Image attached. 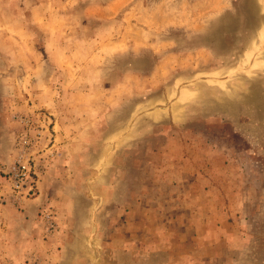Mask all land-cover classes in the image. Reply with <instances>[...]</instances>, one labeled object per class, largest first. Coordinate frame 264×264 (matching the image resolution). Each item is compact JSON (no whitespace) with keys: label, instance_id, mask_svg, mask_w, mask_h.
<instances>
[{"label":"rangeland","instance_id":"obj_1","mask_svg":"<svg viewBox=\"0 0 264 264\" xmlns=\"http://www.w3.org/2000/svg\"><path fill=\"white\" fill-rule=\"evenodd\" d=\"M0 204V264H264V0H0Z\"/></svg>","mask_w":264,"mask_h":264},{"label":"crops","instance_id":"obj_2","mask_svg":"<svg viewBox=\"0 0 264 264\" xmlns=\"http://www.w3.org/2000/svg\"><path fill=\"white\" fill-rule=\"evenodd\" d=\"M57 127V126H56ZM8 211L7 206L0 204V249L1 250H10L11 248H14L15 246H18L20 250H25V231L24 227L27 225L30 220H26V216L23 214H17L16 212H12L13 214L6 213ZM11 213V211H10ZM18 219L22 222V227L20 229V236L16 237V239H13L9 236V230L12 229L15 231V229L12 225V220L18 221ZM12 232V231H11ZM18 232V231H17ZM6 252V251H5ZM2 253H4L2 251ZM1 253V254H2Z\"/></svg>","mask_w":264,"mask_h":264},{"label":"built area","instance_id":"obj_3","mask_svg":"<svg viewBox=\"0 0 264 264\" xmlns=\"http://www.w3.org/2000/svg\"><path fill=\"white\" fill-rule=\"evenodd\" d=\"M25 143L27 144L28 142H25ZM32 169H33V167L31 165H29L28 162H25L23 160L22 155L18 158V160L15 162V164L11 167L9 173L14 178V183H15V186L17 189L22 188V184H21L22 181L26 180V182H28L27 176L31 177L30 175H31L32 171L35 175H37V172L35 170H32ZM34 169H35V167H34ZM33 182L31 181L32 184H33ZM52 218L53 217L51 216V214L46 215V220L51 223V226L49 227L50 230H51V228L52 229L54 228V220ZM7 264H13V263H7ZM30 264H39V263L37 262V260L33 259V260H31Z\"/></svg>","mask_w":264,"mask_h":264}]
</instances>
